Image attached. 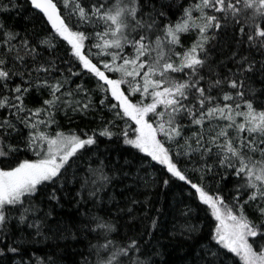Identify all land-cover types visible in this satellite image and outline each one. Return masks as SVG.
Returning a JSON list of instances; mask_svg holds the SVG:
<instances>
[{"label": "snow or ice", "instance_id": "1", "mask_svg": "<svg viewBox=\"0 0 264 264\" xmlns=\"http://www.w3.org/2000/svg\"><path fill=\"white\" fill-rule=\"evenodd\" d=\"M116 173L145 196L118 207L131 221L154 187L181 189L187 264H264V0H0V264H62L37 254L50 239L87 240L74 264H159V210L119 236L87 207L104 211Z\"/></svg>", "mask_w": 264, "mask_h": 264}, {"label": "trees", "instance_id": "2", "mask_svg": "<svg viewBox=\"0 0 264 264\" xmlns=\"http://www.w3.org/2000/svg\"><path fill=\"white\" fill-rule=\"evenodd\" d=\"M19 3L23 4L24 0H18ZM9 23H13L18 29H22L26 25L23 13L17 16L15 12L11 16L7 17ZM29 30H31L32 25H27ZM41 25L36 22V30L39 31ZM63 55V52L60 53ZM63 67V65H62ZM259 86V85H257ZM34 104H38V98L33 101ZM105 118H110L105 114ZM63 125V130L68 131L73 129L76 131H91L93 128H97L100 124V117L97 115L95 118L89 116L84 119L76 118L73 122H69L66 119L61 121ZM134 151V150H133ZM99 153L103 154V157H107V162H110L113 167L124 165V160L128 159V152L126 151V146L122 144H117L111 141H106L102 138L99 144ZM83 166L84 162H80ZM124 170L129 171L127 165H124ZM135 171V169H131ZM112 174L111 172L109 173ZM83 175V172H81ZM132 181L131 178H120V173L115 174L112 186L108 189L104 195L105 203L101 206L104 211L99 209H94L89 204L87 207L89 210L97 215L105 216V211L111 209V215L105 216V219L111 220L115 223L119 236H123L126 233H133L137 230L142 231L144 226L149 223L148 220L144 219V213L147 212L150 216H156L159 210V222L160 229L155 233L152 239V244H157L159 241V251L163 253L162 257H157L159 264H163L164 261L167 264H187L184 259L185 253L188 252L192 246V242L188 244H183V242L177 238L172 239V234L177 231L180 226L184 224V218L180 216L178 209L182 208L183 205L180 203V193L181 189L179 187H169L164 188L163 186L154 187L148 193L151 197V203L146 207H141L140 205L133 206L135 208V215L137 219L131 221L130 218L118 212V207L122 208L128 204L129 198L134 194L137 198L144 200L145 196L137 193L135 187H129ZM76 185H69V190L74 189ZM57 218H62L65 222L71 223L73 219H76V205L74 203H69L68 198H65L64 206L56 208ZM82 212L83 209H80ZM192 223L198 226L206 224V220L203 213L196 214L192 216ZM207 228H202V233L206 234ZM113 236H117L116 233ZM59 245V247H56ZM87 245V240L81 239L79 242L72 239H59V240H48L46 243H42L38 246L40 251L37 252L38 255H43L45 252H56L63 257L62 264H74V261H79L81 257L77 254L78 252L85 251Z\"/></svg>", "mask_w": 264, "mask_h": 264}]
</instances>
